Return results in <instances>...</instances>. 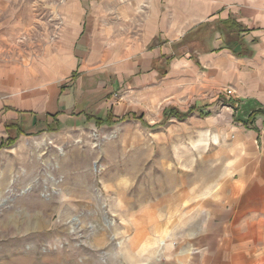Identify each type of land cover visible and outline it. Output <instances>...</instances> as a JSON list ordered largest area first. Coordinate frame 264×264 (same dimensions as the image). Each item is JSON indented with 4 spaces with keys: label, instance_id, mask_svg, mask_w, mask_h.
<instances>
[{
    "label": "crops",
    "instance_id": "crops-1",
    "mask_svg": "<svg viewBox=\"0 0 264 264\" xmlns=\"http://www.w3.org/2000/svg\"><path fill=\"white\" fill-rule=\"evenodd\" d=\"M12 2L0 0V145L15 141L0 149L65 127L110 126L126 114L150 128L190 119L205 127L222 95L234 105L216 120L233 134L224 172L195 205L184 206V195L176 203L189 212L161 232L186 241L164 245L165 259L264 264V0H68L56 7L66 16L63 34L30 46L17 38L29 16L14 19ZM146 86L167 100L158 120L115 99ZM191 106L185 119L161 123L164 109ZM200 108L210 114L199 116Z\"/></svg>",
    "mask_w": 264,
    "mask_h": 264
},
{
    "label": "rangeland",
    "instance_id": "rangeland-1",
    "mask_svg": "<svg viewBox=\"0 0 264 264\" xmlns=\"http://www.w3.org/2000/svg\"><path fill=\"white\" fill-rule=\"evenodd\" d=\"M66 2L13 0L14 19L29 16L17 38L29 46L37 38L51 42L53 30H64L65 13L56 7ZM153 96L146 86L121 89L115 99L158 120L167 100ZM218 107L205 127L190 119L150 128L130 117L110 126L65 127L0 149V264H167L164 245L186 241L161 232L189 212L176 203L184 195V206L195 205L206 183L224 172L228 152L222 151L233 134L216 120L231 110ZM213 152L221 158L215 165ZM32 216L34 225L26 228Z\"/></svg>",
    "mask_w": 264,
    "mask_h": 264
},
{
    "label": "trees",
    "instance_id": "trees-1",
    "mask_svg": "<svg viewBox=\"0 0 264 264\" xmlns=\"http://www.w3.org/2000/svg\"><path fill=\"white\" fill-rule=\"evenodd\" d=\"M227 24H228V26H231L230 25L231 22L230 23L228 22ZM233 26L236 27V28H240V26L237 23H235V22L233 23ZM224 45H226L227 47H229L235 54H237V55H240L241 54L240 50H235V49L232 48L233 45L231 43H229V41L224 42ZM218 102H220V104H222V105L228 104L230 106H234L229 101H225V99L223 98L222 95H220L218 97ZM195 110H196V107H194V106L189 107L186 111H183V112L177 111L174 108L164 109V111H163V118H162L161 123H164L165 120H167L171 116H174V117H176L179 120L185 119L187 116H189L190 114H192ZM197 112H198V115L199 116H207V115L210 114V111L205 110L203 108L198 109ZM260 113H261L260 110L255 111L252 115H250V119L251 118L253 119V117L255 118L256 114H260ZM128 118H130V115L129 114H126V115H124L122 117V119H128ZM252 119L251 120H249V119L248 120H245L244 123L245 124H248V123H250V122L253 121ZM14 141H15V138H8L6 141H4L5 143H1L0 147L3 146V145H6V144H11Z\"/></svg>",
    "mask_w": 264,
    "mask_h": 264
},
{
    "label": "bare ground",
    "instance_id": "bare-ground-1",
    "mask_svg": "<svg viewBox=\"0 0 264 264\" xmlns=\"http://www.w3.org/2000/svg\"><path fill=\"white\" fill-rule=\"evenodd\" d=\"M32 214V213H31ZM30 214V215H31ZM27 221V220H26ZM35 218L32 216V218L25 224V227H32L34 225ZM18 223V222H17Z\"/></svg>",
    "mask_w": 264,
    "mask_h": 264
}]
</instances>
